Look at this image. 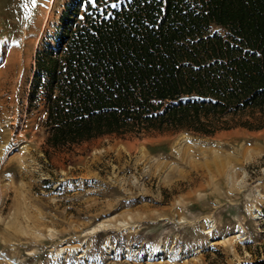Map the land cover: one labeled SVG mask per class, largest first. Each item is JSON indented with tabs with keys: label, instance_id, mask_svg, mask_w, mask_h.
<instances>
[{
	"label": "rangeland",
	"instance_id": "obj_1",
	"mask_svg": "<svg viewBox=\"0 0 264 264\" xmlns=\"http://www.w3.org/2000/svg\"><path fill=\"white\" fill-rule=\"evenodd\" d=\"M94 1L0 0V264H264V127L46 143L37 53Z\"/></svg>",
	"mask_w": 264,
	"mask_h": 264
},
{
	"label": "trees",
	"instance_id": "obj_2",
	"mask_svg": "<svg viewBox=\"0 0 264 264\" xmlns=\"http://www.w3.org/2000/svg\"><path fill=\"white\" fill-rule=\"evenodd\" d=\"M58 43L38 51L29 95L50 147L264 127V0L77 3Z\"/></svg>",
	"mask_w": 264,
	"mask_h": 264
},
{
	"label": "bare ground",
	"instance_id": "obj_3",
	"mask_svg": "<svg viewBox=\"0 0 264 264\" xmlns=\"http://www.w3.org/2000/svg\"><path fill=\"white\" fill-rule=\"evenodd\" d=\"M23 32V31H22ZM17 37H19V34H18V36ZM16 37V38H17ZM7 39V38H6ZM5 41V40H4ZM2 42V41H1ZM0 42V43H1ZM9 46V45H8ZM22 52V51H21ZM10 54V53H9ZM17 67H18V65H17V63L15 62V59H13V58H10V59H8V61L6 62V63H4L3 64V66H1V69H2V73H3V75H12V74H14V72L17 70ZM14 76V75H13ZM11 86V85H10ZM14 95V94H13ZM5 103V102H4ZM2 136H3V138H6L5 137V135H3V134H1ZM219 158V156L217 155L216 157H215V159H218ZM237 231H240V230H237ZM240 234V233H239Z\"/></svg>",
	"mask_w": 264,
	"mask_h": 264
}]
</instances>
